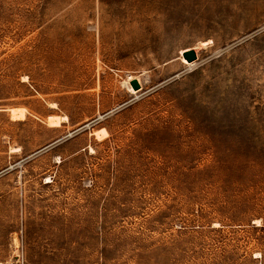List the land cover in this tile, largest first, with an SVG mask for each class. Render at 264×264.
<instances>
[{"label":"rangeland","instance_id":"obj_1","mask_svg":"<svg viewBox=\"0 0 264 264\" xmlns=\"http://www.w3.org/2000/svg\"><path fill=\"white\" fill-rule=\"evenodd\" d=\"M0 264H264V0H0Z\"/></svg>","mask_w":264,"mask_h":264},{"label":"water","instance_id":"obj_2","mask_svg":"<svg viewBox=\"0 0 264 264\" xmlns=\"http://www.w3.org/2000/svg\"><path fill=\"white\" fill-rule=\"evenodd\" d=\"M183 57L189 62L193 63L198 59L197 52L194 49H188L183 53ZM130 85L133 87L134 90L139 91L142 89L140 82L137 79H134L130 82ZM87 127V126H86ZM73 134H69L67 137L72 136ZM63 138V139H65Z\"/></svg>","mask_w":264,"mask_h":264},{"label":"bare ground","instance_id":"obj_3","mask_svg":"<svg viewBox=\"0 0 264 264\" xmlns=\"http://www.w3.org/2000/svg\"><path fill=\"white\" fill-rule=\"evenodd\" d=\"M209 42H211V41H209ZM206 44V43H205ZM207 44H208V42H207ZM188 49H183V50H181V58L183 59V61H184V63H186V64H190L184 57H183V53L185 52V51H187ZM190 66H191V64H190ZM129 88H130V91L132 92V93H134V94H136L137 92H136V90H134L133 89V87L130 85L129 86ZM12 112H13V117L15 118V117H17L18 115H23V110H21V109H12ZM65 121V120H64ZM57 122H58V117H54V116H52V117H50V123L52 124V125H57ZM59 123V122H58ZM100 131V130H99ZM106 132V131H105ZM99 132H95V134H98ZM50 180H48V182H49Z\"/></svg>","mask_w":264,"mask_h":264}]
</instances>
